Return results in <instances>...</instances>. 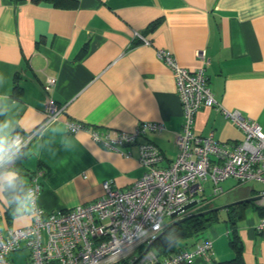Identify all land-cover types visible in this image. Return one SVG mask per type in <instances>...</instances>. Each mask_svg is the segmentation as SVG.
Returning a JSON list of instances; mask_svg holds the SVG:
<instances>
[{
  "label": "crops",
  "instance_id": "crops-1",
  "mask_svg": "<svg viewBox=\"0 0 264 264\" xmlns=\"http://www.w3.org/2000/svg\"><path fill=\"white\" fill-rule=\"evenodd\" d=\"M134 32L150 44L134 38ZM158 49L170 51L188 70L204 67L219 108H199L196 135L212 133L224 143L243 139L221 108L239 111L264 130V0H77L71 8L0 0V159L14 133L33 131L42 123L47 76L56 80L51 98L64 107L59 120L30 141L16 170L0 174V210L6 206L4 185L17 172L42 169L38 204L46 211L94 201L103 193V181L125 190L142 175L136 144L106 149L86 131L69 132L68 121L126 132L141 122L162 123L164 131L147 132L143 140L161 151V166L174 160L182 107L171 70L156 56ZM252 182L238 184L230 178L221 183L220 202L210 204V209L219 208V222L179 246L191 249L202 237L212 240L210 257L191 264L234 256L224 222L231 206L240 215L236 227L244 262L264 264V229L256 228L264 219V210L257 208H264V188L256 190ZM253 197L258 198L239 203ZM17 210L20 214L11 224L4 219L3 227L30 223L25 199Z\"/></svg>",
  "mask_w": 264,
  "mask_h": 264
},
{
  "label": "built area",
  "instance_id": "built-area-1",
  "mask_svg": "<svg viewBox=\"0 0 264 264\" xmlns=\"http://www.w3.org/2000/svg\"><path fill=\"white\" fill-rule=\"evenodd\" d=\"M134 38L150 44L137 32ZM156 56L171 70L182 107L174 160L168 166H161L164 158L161 151L143 140L147 132L164 131L162 123L141 122L133 131L126 132L100 131L82 123L66 122L69 132L86 131L96 144L109 150L118 151L124 145L136 144L138 161L144 171L125 190L106 180L101 185L102 195L94 201L54 211H46L38 204L42 169L30 173L25 190L30 223L23 227H3L4 212L0 210V264H15L10 255L22 249L28 253L27 264H182L210 257L213 243L209 238L168 256L157 255L152 246L145 249L168 225L194 216L210 205L223 193L224 180L232 178L238 184L264 182V130L239 111L221 108L224 117L242 131L243 139L224 143L214 139L212 133L196 135L193 124L199 108H219L204 67L188 70L164 49L156 50ZM198 56L202 58L203 53ZM55 82L54 77L47 76L43 85L47 97L42 123L33 131L11 136L0 159V171L15 169L20 150L41 128L59 120L64 107L50 96ZM206 183L210 194L201 198ZM192 201H195L193 206L183 209ZM256 228L264 229V219Z\"/></svg>",
  "mask_w": 264,
  "mask_h": 264
},
{
  "label": "trees",
  "instance_id": "trees-1",
  "mask_svg": "<svg viewBox=\"0 0 264 264\" xmlns=\"http://www.w3.org/2000/svg\"><path fill=\"white\" fill-rule=\"evenodd\" d=\"M17 2L19 0H12ZM36 2H47L53 7L57 8H71L76 6L77 0H34ZM158 21L150 24V28H153ZM27 147V146H26ZM25 148H22L19 152L17 165L20 163V158ZM15 169L13 170H16ZM5 171L1 170L0 174ZM29 175L24 173L17 172L16 177L7 181L4 185V195L6 199V206L4 210V219L7 224H11L12 220L20 214L18 212V204L25 199V190L27 186V182L25 181V177ZM211 205L204 207L199 210L202 212L206 209H210ZM258 209L264 210L261 206H257ZM236 206H231L227 209V216L224 220L227 229L229 231V241L228 244L232 251L234 252V256L231 259L224 261H214L213 264H246L243 259V246L237 234L236 227V216H240L239 214H235ZM198 212V213H199ZM219 222V218L217 215V211L211 212L209 214L203 216H191L189 219L185 220L182 223L173 225L172 227L165 228L164 232L161 236H159L154 243L152 244V249L156 252L157 255L168 256L173 252H177L185 247H179L186 240L197 237L203 234L211 225ZM206 238V237H202ZM200 238V239H202ZM199 239V240H200ZM182 264H191L189 262H184Z\"/></svg>",
  "mask_w": 264,
  "mask_h": 264
},
{
  "label": "rangeland",
  "instance_id": "rangeland-1",
  "mask_svg": "<svg viewBox=\"0 0 264 264\" xmlns=\"http://www.w3.org/2000/svg\"><path fill=\"white\" fill-rule=\"evenodd\" d=\"M251 184L256 190H261V188H264V184H260L258 182H252ZM222 185H224V184L222 183ZM204 187H205V192L203 194L199 195V197H201V198H207L208 195L210 194L209 184L206 183ZM220 200L221 199L217 198L216 200H213L212 203L213 204H218L220 202ZM3 226H4V223H3ZM209 229L210 228H208L205 232H207ZM136 254H138V253H136ZM10 257L13 259L15 264H27V262H28V253H27V251L25 249H22V250H19V251H16V252L12 253L10 255Z\"/></svg>",
  "mask_w": 264,
  "mask_h": 264
},
{
  "label": "water",
  "instance_id": "water-1",
  "mask_svg": "<svg viewBox=\"0 0 264 264\" xmlns=\"http://www.w3.org/2000/svg\"><path fill=\"white\" fill-rule=\"evenodd\" d=\"M257 198H258V197H253V198H250V199H245V200L239 201V203H242V202H249V201H254V200H256ZM194 204H195V201H192V202H190L189 204L185 205L183 209H188V208H190L191 206H193ZM218 210H219V208L206 209V210H204V211H202V212L196 213L195 216H203V215H206V214H209V213H211V212L218 211ZM175 214H176V213H174L173 216H175ZM189 218H190V217H185V218L178 219V220L174 221L173 223H171L170 225H168L167 228L172 227L173 225H176V224L182 223V222H184L185 220H187V219H189ZM163 232H164V231H162V232L158 235V237L161 236ZM152 244H153V243H152ZM152 244L148 245V246L146 247L145 251H147V250L152 246Z\"/></svg>",
  "mask_w": 264,
  "mask_h": 264
},
{
  "label": "clouds",
  "instance_id": "clouds-1",
  "mask_svg": "<svg viewBox=\"0 0 264 264\" xmlns=\"http://www.w3.org/2000/svg\"><path fill=\"white\" fill-rule=\"evenodd\" d=\"M2 148H3V145H2V143H0V150H2Z\"/></svg>",
  "mask_w": 264,
  "mask_h": 264
}]
</instances>
